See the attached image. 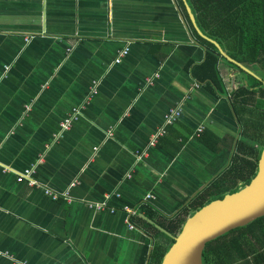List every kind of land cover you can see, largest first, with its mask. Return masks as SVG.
<instances>
[{"label": "crops", "instance_id": "crops-1", "mask_svg": "<svg viewBox=\"0 0 264 264\" xmlns=\"http://www.w3.org/2000/svg\"><path fill=\"white\" fill-rule=\"evenodd\" d=\"M174 1L184 21L173 0H0V253L24 264H145L146 227L130 229L121 205L171 217L229 164L234 109L192 77L188 64L205 52ZM170 107L181 117L148 148ZM30 167L37 186L18 180ZM106 199L112 213L87 206Z\"/></svg>", "mask_w": 264, "mask_h": 264}, {"label": "trees", "instance_id": "trees-1", "mask_svg": "<svg viewBox=\"0 0 264 264\" xmlns=\"http://www.w3.org/2000/svg\"><path fill=\"white\" fill-rule=\"evenodd\" d=\"M186 2L202 33L216 41L232 59L264 80V0ZM179 7L192 28L180 0ZM193 32L206 52L202 62L188 64L187 68L196 82L204 85L214 97L228 96L240 127V137L229 164L186 203V200L182 201L171 217L159 215L149 205L139 207V212L172 235L180 231L185 219L195 210L247 184L257 171V160L264 146V86L261 81L220 57L213 44L198 36L194 29ZM165 53L163 51V55ZM220 61L227 64L229 91L220 74ZM208 137L209 148L215 150L218 139ZM129 221L133 226L142 224L146 227L147 241L151 243L148 264H160L172 240L137 214ZM148 245L143 249L142 262L147 258ZM201 261L202 264H264V216L206 243Z\"/></svg>", "mask_w": 264, "mask_h": 264}, {"label": "water", "instance_id": "water-1", "mask_svg": "<svg viewBox=\"0 0 264 264\" xmlns=\"http://www.w3.org/2000/svg\"><path fill=\"white\" fill-rule=\"evenodd\" d=\"M173 2L178 10L179 17L184 21L176 2L174 0ZM182 2L191 25L198 36L213 44L220 57L260 80L264 86V80L260 79L243 64L232 59L216 41L202 33L186 0H182ZM196 45L201 46L199 42H196ZM201 47L206 52L205 47ZM262 216H264V146L260 151L257 160V171L252 179L238 188L237 191L226 193L222 198L211 200L195 210L185 219L176 235H172L144 215L141 218L172 240L160 264H202V251L206 243L235 228L243 227ZM149 254L150 248L147 253L148 257ZM145 264H148V259Z\"/></svg>", "mask_w": 264, "mask_h": 264}, {"label": "built area", "instance_id": "built-area-1", "mask_svg": "<svg viewBox=\"0 0 264 264\" xmlns=\"http://www.w3.org/2000/svg\"><path fill=\"white\" fill-rule=\"evenodd\" d=\"M128 53V48H123L120 49L117 52V55L114 59L115 63H119L120 60ZM157 77V74L154 75L153 78H148L146 80V83H148L149 85L152 84L153 79ZM195 87H198V84L195 85ZM96 93V87H91L89 93H88V98L92 97L93 95H95ZM81 112V109L79 107H74L71 111L70 114L64 118L62 121H60L59 123V130L61 132H64L68 129H70L72 122L76 119L77 115ZM181 117V109L179 107H170L168 108L164 115H163V119H162V124L161 126L153 133V135L150 137L149 139V143H148V148H152L155 145H157V143L159 142V140L166 134V130L167 127L173 125L176 121L179 120V118ZM204 130V126L200 125L199 127H197L196 132L197 133H201ZM111 134V133H109ZM97 147H94V150H96ZM147 153V149L144 150L141 155L146 154ZM32 173H33V168H26L23 169V171H21L20 173H18V180H23L25 181L29 186H37V181L32 177ZM42 191L45 195H47L50 199L56 201L58 199L63 200L64 202H71V197L69 196L68 191H64L61 193H57L52 191L49 188L46 187H42ZM120 194L117 192L115 193V197H119ZM152 198V196L147 195L146 199ZM107 200L101 201V202H89L87 203L88 208L95 210V211H101L104 209H108V211L110 213H112L115 209L114 207L108 206L107 204ZM120 209L125 212L127 214V220L126 223L128 225V227L130 229H133L134 226L130 223L129 218L131 216H134L136 214L135 209L132 208L131 206L128 205H121ZM0 255L5 256L6 258H8V260L10 261L11 264H24L21 263L20 261L16 260L12 255H10L7 252H2L0 253Z\"/></svg>", "mask_w": 264, "mask_h": 264}, {"label": "rangeland", "instance_id": "rangeland-1", "mask_svg": "<svg viewBox=\"0 0 264 264\" xmlns=\"http://www.w3.org/2000/svg\"><path fill=\"white\" fill-rule=\"evenodd\" d=\"M220 64H222V65H220V66H222V68L227 67V64L225 62H220Z\"/></svg>", "mask_w": 264, "mask_h": 264}, {"label": "flooded vegetation", "instance_id": "flooded-vegetation-1", "mask_svg": "<svg viewBox=\"0 0 264 264\" xmlns=\"http://www.w3.org/2000/svg\"><path fill=\"white\" fill-rule=\"evenodd\" d=\"M208 37V36H207ZM209 38V37H208ZM211 39V38H210Z\"/></svg>", "mask_w": 264, "mask_h": 264}]
</instances>
